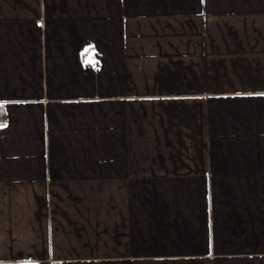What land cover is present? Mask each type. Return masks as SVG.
I'll list each match as a JSON object with an SVG mask.
<instances>
[{
    "label": "crops",
    "instance_id": "0c3cea01",
    "mask_svg": "<svg viewBox=\"0 0 264 264\" xmlns=\"http://www.w3.org/2000/svg\"><path fill=\"white\" fill-rule=\"evenodd\" d=\"M0 264H264V0H0Z\"/></svg>",
    "mask_w": 264,
    "mask_h": 264
},
{
    "label": "trees",
    "instance_id": "16d2710c",
    "mask_svg": "<svg viewBox=\"0 0 264 264\" xmlns=\"http://www.w3.org/2000/svg\"><path fill=\"white\" fill-rule=\"evenodd\" d=\"M3 114L2 108L0 107V123L3 121Z\"/></svg>",
    "mask_w": 264,
    "mask_h": 264
}]
</instances>
